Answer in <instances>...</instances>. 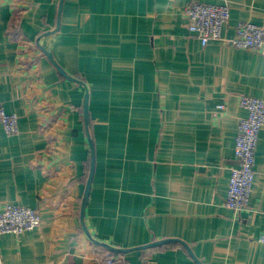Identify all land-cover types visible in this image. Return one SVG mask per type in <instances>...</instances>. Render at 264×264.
Returning <instances> with one entry per match:
<instances>
[{
	"label": "crops",
	"instance_id": "crops-1",
	"mask_svg": "<svg viewBox=\"0 0 264 264\" xmlns=\"http://www.w3.org/2000/svg\"><path fill=\"white\" fill-rule=\"evenodd\" d=\"M195 2L228 4L220 40L188 32ZM58 8L0 0V104L18 117L16 134L0 129V208L41 218L0 238V264H264V126L248 206H225L239 97L264 101V52L226 43L239 23L264 26V0H63L44 35ZM167 239L182 244L153 245Z\"/></svg>",
	"mask_w": 264,
	"mask_h": 264
},
{
	"label": "built area",
	"instance_id": "built-area-1",
	"mask_svg": "<svg viewBox=\"0 0 264 264\" xmlns=\"http://www.w3.org/2000/svg\"><path fill=\"white\" fill-rule=\"evenodd\" d=\"M188 32L206 46L211 40H220L229 17L228 4L208 5L192 3L184 9ZM227 45L241 50L264 52V26L242 22L235 28V36ZM239 107L246 112L237 126L234 140L236 165L231 169L225 206L240 212L248 206L255 178V151L261 128L264 126V101L255 97L240 96ZM218 109H224L218 105ZM0 129L7 135L18 132V117L6 113L0 104ZM41 224L39 212L29 207L5 205L0 208V238L5 234L20 235L37 229ZM263 241V237H260ZM95 264H126L121 256H109Z\"/></svg>",
	"mask_w": 264,
	"mask_h": 264
},
{
	"label": "water",
	"instance_id": "water-1",
	"mask_svg": "<svg viewBox=\"0 0 264 264\" xmlns=\"http://www.w3.org/2000/svg\"><path fill=\"white\" fill-rule=\"evenodd\" d=\"M62 4H63V0H59L58 16H57V22H56L55 28L52 31L46 32L44 35L53 34L54 32H56L58 30V28L60 26V13H61V10H62ZM41 50H42L43 54L46 56V58L48 59V61L57 69V71H58V73L60 75H62L68 81H71L73 83H77L79 85L84 86V84L81 81L69 76L60 66H58L57 63L54 61L52 55L49 52H47L45 49H41ZM87 104H88V92L86 90L85 91V95H84V103H83V119H84V124H85V127H86V132H87V137H88V144H89V147H90L91 159H90L89 177L87 179V184H86L84 197H83V201H82V209H81V215H80L81 219L84 216V208H85V204H86V201L88 199V195H89V191H90L91 181H92L93 173H94V159H95V156H94V145H93V142H92V140H91V138L89 137V134H88L89 115H88ZM174 241L175 242H179V243L182 244V242H180V241L167 239V240H164V241L156 242L153 245H157V244L160 245V244H163V243H166V242H174ZM96 243L98 245L104 247L106 250H108L110 252H113V253H125V252L131 251V250H138V249H119V248L110 247V246H108L107 244H104V243H99V242H96ZM153 245H150V246H153ZM183 245L185 246V248L189 252L190 256H192L194 258L190 248L187 247L184 243H183ZM145 248H147V247L144 246V247H141L140 249H145ZM195 262H197L196 259H195Z\"/></svg>",
	"mask_w": 264,
	"mask_h": 264
}]
</instances>
